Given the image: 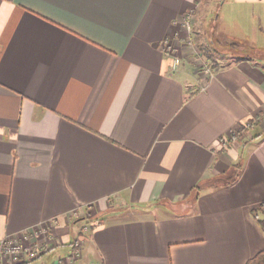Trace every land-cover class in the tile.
Listing matches in <instances>:
<instances>
[{
	"label": "crops",
	"instance_id": "0c3cea01",
	"mask_svg": "<svg viewBox=\"0 0 264 264\" xmlns=\"http://www.w3.org/2000/svg\"><path fill=\"white\" fill-rule=\"evenodd\" d=\"M263 202L264 0H0V264H246Z\"/></svg>",
	"mask_w": 264,
	"mask_h": 264
},
{
	"label": "built area",
	"instance_id": "2783aa9c",
	"mask_svg": "<svg viewBox=\"0 0 264 264\" xmlns=\"http://www.w3.org/2000/svg\"><path fill=\"white\" fill-rule=\"evenodd\" d=\"M192 12L188 14L184 21V43L191 50L192 54L197 58L198 68L207 75L213 73L210 63L203 57L200 50L192 37ZM172 37H167L164 43V48L166 53L172 59L173 68H177L180 63L179 49L174 43ZM205 89V86H203ZM52 228V224H47L45 226L39 227L35 230L36 235H43L44 242L40 247L35 246L32 242L28 241V234H23L22 236L10 235L0 240V263L4 257H12L14 259H32L37 257L41 253V249L48 247L50 242L49 234Z\"/></svg>",
	"mask_w": 264,
	"mask_h": 264
},
{
	"label": "rangeland",
	"instance_id": "374dc122",
	"mask_svg": "<svg viewBox=\"0 0 264 264\" xmlns=\"http://www.w3.org/2000/svg\"><path fill=\"white\" fill-rule=\"evenodd\" d=\"M195 13H196L195 11L192 12V17H191V20H192V37L195 36L193 38H194L195 42L197 43L198 49L200 50V52L203 55V57L212 65L215 62L217 63L220 58L223 59L227 55V53L229 51L231 52L232 48H230L228 46H225V45H222V46L221 45H215V46H213V48L212 47L208 48V47H205V46L203 47V44H202L203 43V38L206 37L207 31L209 29V24L208 23L207 24H203V22H199V20L197 21L195 19V18H197V17H195ZM200 15H201V13L198 15V17ZM195 20L197 21L196 24H195ZM202 20H203V18H202ZM200 21H201V19H200ZM209 31H210V29H209ZM196 32H197V34H200V35L199 36H197V34L195 35ZM245 44L247 45L248 43H245ZM201 49H204V54L202 53ZM232 51H236V50L233 49ZM237 53L244 54L243 51H237ZM193 59H194V57H193ZM248 133H249V131L247 129H244V130H242L240 132V134L244 135V136L248 135ZM233 137H234V135L232 136V138ZM239 137H240L239 134H237L236 139H241V137L240 138ZM229 139H230V141L232 140L230 137H229ZM87 227H89V226L86 225L85 229H87Z\"/></svg>",
	"mask_w": 264,
	"mask_h": 264
},
{
	"label": "trees",
	"instance_id": "16d2710c",
	"mask_svg": "<svg viewBox=\"0 0 264 264\" xmlns=\"http://www.w3.org/2000/svg\"><path fill=\"white\" fill-rule=\"evenodd\" d=\"M249 128L250 126H241V128L237 130L238 131L237 134H239L242 130ZM237 134H234V136ZM239 164L240 162L237 165ZM231 179L233 180L234 177H232ZM231 179L228 180V179L219 178L217 182L223 185L230 183L232 181ZM260 214H264V202L261 203L257 208L253 209V215L257 218V221L264 233V217H260ZM246 264H264V247L260 251H258L255 255L251 256L249 260L246 262Z\"/></svg>",
	"mask_w": 264,
	"mask_h": 264
}]
</instances>
